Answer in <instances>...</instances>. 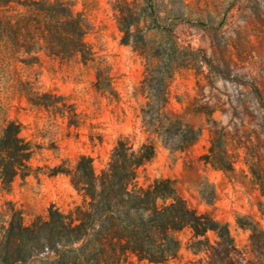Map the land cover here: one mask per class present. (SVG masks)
<instances>
[{"label": "rangeland", "instance_id": "1", "mask_svg": "<svg viewBox=\"0 0 264 264\" xmlns=\"http://www.w3.org/2000/svg\"><path fill=\"white\" fill-rule=\"evenodd\" d=\"M71 2L90 25L91 60L37 51L33 62H0V119L18 124L32 148L31 172L0 187V264L55 261L50 249L24 261L6 256L8 204L25 227L46 220L50 207L67 215L84 198L60 171L87 156L99 175L120 140L135 151L154 146L135 188L170 180L189 209L226 225L232 240L226 249L209 232L212 248L194 252L185 228L174 234L178 254L164 264H264V0ZM122 3L138 16L126 42ZM168 128L198 137L178 148L181 136ZM115 264L153 263L126 251Z\"/></svg>", "mask_w": 264, "mask_h": 264}, {"label": "trees", "instance_id": "2", "mask_svg": "<svg viewBox=\"0 0 264 264\" xmlns=\"http://www.w3.org/2000/svg\"><path fill=\"white\" fill-rule=\"evenodd\" d=\"M133 11L131 4H120L118 24L123 42L138 19ZM89 29L86 18L73 10L71 0H0V62L20 55L26 56L25 62H33L37 59L34 53L44 51L63 61L79 56L86 63L92 59L84 41ZM161 98L158 111L165 116L166 97ZM166 132L181 136L183 143L178 148L198 137L191 128H168ZM31 155V145L20 137L18 124L0 119V187L8 189L16 178L24 179L31 172ZM153 155L151 144L135 151L120 140L99 175L91 159L80 156L72 170L60 171L84 198V205L67 215L50 207L46 220L37 219L25 227L20 212L8 204L11 217L2 236L6 256L24 261L35 252L50 249L56 255L51 264H115L120 253L130 251L139 260L164 264L178 254L180 245L174 234L185 228L192 233L189 250L212 248L206 237L209 232L220 240L218 246L231 247L226 225L189 209L170 180L134 187L138 168Z\"/></svg>", "mask_w": 264, "mask_h": 264}]
</instances>
